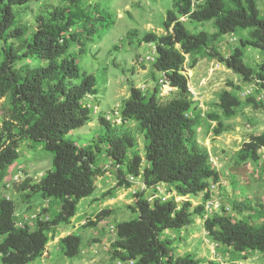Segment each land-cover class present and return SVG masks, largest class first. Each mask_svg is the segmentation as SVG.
<instances>
[{
  "label": "trees",
  "instance_id": "obj_1",
  "mask_svg": "<svg viewBox=\"0 0 264 264\" xmlns=\"http://www.w3.org/2000/svg\"><path fill=\"white\" fill-rule=\"evenodd\" d=\"M30 0H0V98H7L9 108L0 121V191L9 182L11 166L19 158L20 140L43 144L53 155V169L33 183L25 179L18 187L24 201L39 195L59 206L51 221H39L32 230L28 225L18 226L16 203L0 194V262L1 264H32L46 251L48 235L61 223L68 224L75 216L79 202L96 190L98 177L105 170L97 164V155L91 148L79 147L69 135L92 118L85 100L97 94L94 76L83 72L70 53L72 43L83 44L77 31L95 21L114 24L109 12L87 0H64L63 5H44L34 18V30L21 23V8ZM178 14L169 11L165 21L167 34H149L144 40L156 44L154 69L166 72L178 96L162 104L157 94L159 87L144 93L131 86L130 95L123 101L120 115L124 123L135 122L144 136V157L129 151L136 146L130 132L119 131L105 117L99 118L103 126L100 143L106 146V155L117 167V187L131 188L132 179H140L150 190L158 193L157 186H165V194L180 197L209 198L210 182L216 181L219 172L209 161V154L196 140V127L202 115L197 111L188 89V78L183 74L186 56L195 67L201 57L217 60L229 70L240 75L245 83L255 81L264 89V63L255 70L244 60L245 49H258L264 55V17L258 0H174ZM182 17L192 23L213 22L216 32L191 33ZM249 30L248 39H240V46L226 57L215 42L238 31ZM94 31V28L90 33ZM38 61L18 66L23 61ZM158 86V84H157ZM223 116L233 118L242 105L241 99L230 91L219 97ZM254 108L261 103L247 100ZM122 109V110H121ZM116 115L114 114V118ZM217 125L215 135L225 131L219 115H208ZM264 150V133L256 134L242 145L238 163L258 162ZM145 164V165H144ZM132 178V179H131ZM150 196V197H151ZM144 192L134 194L130 206L136 218L119 222L116 241L111 246V257L119 264H201L191 254L175 257L169 239H162L166 231L182 230L193 224L195 216H204L203 205L193 206L189 200L179 205L173 197L149 201ZM221 211L207 217L204 227L214 243L231 248L234 252L264 253V222L254 227L246 220H234ZM250 208L234 204V210L243 212ZM232 207L230 208V210ZM110 211L97 215L101 221ZM91 224V223H89ZM93 225V224H91ZM90 226V225H88ZM64 255L77 257L81 252L82 238L69 234L60 240ZM208 264H220L209 262Z\"/></svg>",
  "mask_w": 264,
  "mask_h": 264
},
{
  "label": "rangeland",
  "instance_id": "obj_2",
  "mask_svg": "<svg viewBox=\"0 0 264 264\" xmlns=\"http://www.w3.org/2000/svg\"><path fill=\"white\" fill-rule=\"evenodd\" d=\"M64 0H30L26 7L21 8V23L34 30V18L44 5H63ZM93 5L98 4L109 12L114 24L109 25L95 21L84 25L80 23L77 31L83 44V52L78 43H72L70 53L76 58L83 72L94 76L97 94L88 96L87 107L92 112L93 120L88 125L73 131L69 138L77 146L91 148L97 155V164L106 172L98 177L94 193L82 199L75 216L70 223L54 227L48 235V244L43 256L32 264H119L112 259L111 246L116 241L115 228L119 222L129 221L137 217L130 210L135 203L134 194L144 192L145 197H150V190H144L145 185L138 178L132 179L131 188L117 187V167L106 155V146L100 143L103 135V126L99 123L100 117H110L111 112L120 111L123 101L130 95L131 86L141 89L144 93L156 89L162 77L161 72L154 69V62H149L147 57L156 59L155 43H147L144 38L149 34L164 36L165 21L169 11L178 14L174 0H87ZM258 8L264 17V0H258ZM186 28L193 34L205 31L209 34L216 32L213 22L192 23L182 17ZM94 28V31L92 29ZM249 30L238 31L233 35L219 38L215 45L226 57L240 46V39L249 38ZM2 43L0 42V54ZM0 55V62H1ZM245 63L257 69L264 63V55L255 48L245 49ZM192 59L186 56L183 74L188 78V89L197 111L201 113L202 120L196 127V140L209 154L219 171L226 177L228 186L220 190L219 199L232 209L226 214L234 220H246L254 227H259L264 222V150L260 151L261 159L258 162L238 163V153L242 145L251 136L264 133V89L253 81L245 83L243 78L229 70L217 60L201 57L195 67ZM40 65L38 61H23L18 64ZM174 88L168 95L161 96L158 90V100L164 104L178 96ZM224 91H230L238 96L242 105L236 116L227 118L219 107V97ZM254 98L260 102L261 108H254L247 102ZM9 108L7 98H0V121ZM122 110V109H121ZM219 115L225 131L219 136L214 134L217 125L215 120L208 115ZM111 118V117H110ZM115 120V119H114ZM112 122V121H111ZM117 130L130 132L136 140V146L129 151V157L139 153L144 157L145 140L139 132L137 123L131 121L123 124V120L112 122ZM19 158L11 166L8 179L12 188L0 191L1 195L10 196L16 203L17 224L28 225L32 230L39 221L53 220L59 206L48 200H43L39 195L24 201L18 187L25 179L33 183L41 181L46 172L53 169V155L44 149L43 144H34L29 140H20ZM211 163V161H210ZM145 165V164H144ZM227 174V175H226ZM165 190V189H163ZM175 201L181 205L189 200L193 206L205 204L204 194L197 197H180L172 191ZM243 204V212L234 210V204ZM103 210L110 213L103 220L98 221L97 215ZM223 210L221 211V213ZM37 215V219L27 217ZM211 216V215H210ZM195 216L193 224L182 229L166 231L162 239H169L175 257L191 254L200 260L201 264L215 262L220 264H264V253L247 251L234 252L231 248L217 246L204 227L207 217ZM93 225H91V224ZM90 225V226H88ZM23 227V226H19ZM115 229V230H114ZM69 234H76L82 238L81 252L77 257L69 258L64 255L60 240ZM1 264V262H0Z\"/></svg>",
  "mask_w": 264,
  "mask_h": 264
},
{
  "label": "built area",
  "instance_id": "obj_3",
  "mask_svg": "<svg viewBox=\"0 0 264 264\" xmlns=\"http://www.w3.org/2000/svg\"><path fill=\"white\" fill-rule=\"evenodd\" d=\"M156 52V49L155 51ZM148 61L149 62H154L155 63V58L154 57H147ZM162 77L161 79L159 80V89H160V94L161 96H165V95H168L171 91H173V87L171 86L170 84V81H169V78L166 74V72H162ZM112 116L109 115L110 117H106L107 120H110L112 122H117V120L120 119V121H122V117L120 115V111L114 113L113 111L111 112ZM114 114L116 115V117L114 118ZM115 119V120H114ZM211 164L214 165V167H216L215 163H214V160L211 158ZM217 169V167H216ZM218 171V170H217ZM219 172V171H218ZM227 175V174H226ZM12 182L13 181H10L8 182L6 188L4 189L5 191H8L10 190V188H12ZM228 186V182L226 181V177L220 175L219 173V177L216 181H213V182H210L209 184V187L207 188L206 192H208L209 194V198L206 199V202L204 204V208H205V211L207 213V216H212V215H215L217 213H219L221 211V208L223 206V204H221V200H222V197L220 198V202H219V199L217 198V195H220V190H223L224 188H226ZM165 189V186H157L156 187V190L158 191V193H155L153 196L150 197L149 201H152L154 200L155 198H158V197H161L162 201H166L167 198H170L172 196V193H168L164 196H160L161 194H165L166 192V189ZM6 200H10V196L9 194L6 196ZM227 211H230V207L229 206H226L225 207ZM37 219V215H31L30 217H27V221L29 219ZM18 226H24L22 225V223H19ZM115 230V229H114ZM218 245L215 246V249L217 248Z\"/></svg>",
  "mask_w": 264,
  "mask_h": 264
},
{
  "label": "clouds",
  "instance_id": "obj_4",
  "mask_svg": "<svg viewBox=\"0 0 264 264\" xmlns=\"http://www.w3.org/2000/svg\"><path fill=\"white\" fill-rule=\"evenodd\" d=\"M183 22V21H182ZM174 88V87H173Z\"/></svg>",
  "mask_w": 264,
  "mask_h": 264
},
{
  "label": "crops",
  "instance_id": "obj_5",
  "mask_svg": "<svg viewBox=\"0 0 264 264\" xmlns=\"http://www.w3.org/2000/svg\"><path fill=\"white\" fill-rule=\"evenodd\" d=\"M176 90V89H175Z\"/></svg>",
  "mask_w": 264,
  "mask_h": 264
}]
</instances>
